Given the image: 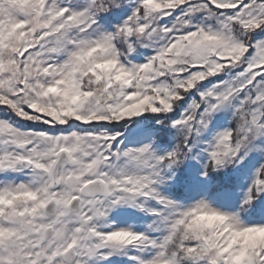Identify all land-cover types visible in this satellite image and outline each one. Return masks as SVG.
I'll list each match as a JSON object with an SVG mask.
<instances>
[{"label":"snow or ice","instance_id":"obj_1","mask_svg":"<svg viewBox=\"0 0 264 264\" xmlns=\"http://www.w3.org/2000/svg\"><path fill=\"white\" fill-rule=\"evenodd\" d=\"M0 264H264V0H0Z\"/></svg>","mask_w":264,"mask_h":264}]
</instances>
